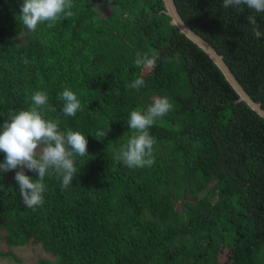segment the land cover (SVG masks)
Instances as JSON below:
<instances>
[{"label": "trees", "instance_id": "trees-1", "mask_svg": "<svg viewBox=\"0 0 264 264\" xmlns=\"http://www.w3.org/2000/svg\"><path fill=\"white\" fill-rule=\"evenodd\" d=\"M172 2L264 111V36L246 19L264 33V13L225 9L222 0ZM21 3L0 0V126L43 91L56 109L44 118L83 134L88 155L77 157L68 188L45 178L35 211L23 205L18 169L0 172V260L16 261L11 250L32 246L47 256L37 264H264V120L169 23L162 1L73 0L72 18L35 33L19 20ZM137 52L160 60L136 68ZM139 76L145 85L128 89ZM66 88L84 108L75 117L62 112ZM164 96L173 108L150 129L155 163L117 162L130 112Z\"/></svg>", "mask_w": 264, "mask_h": 264}, {"label": "clouds", "instance_id": "clouds-1", "mask_svg": "<svg viewBox=\"0 0 264 264\" xmlns=\"http://www.w3.org/2000/svg\"><path fill=\"white\" fill-rule=\"evenodd\" d=\"M244 6L256 13H264V0H222L225 9L234 7L243 11ZM73 7V0H22L19 20L26 30L35 33L39 25L46 24L48 28H53L58 22L72 18L75 15ZM246 19L257 39L264 36L254 16L249 15ZM158 60V52H137L133 63L136 68L151 70L156 67ZM144 85V78L139 76L126 87L139 90ZM59 99L63 101L62 112L65 117H75L84 110L80 99L70 89H64ZM31 102L28 110L10 112L9 119L0 126V153L4 154L0 172L18 169L14 179L19 186L23 205L35 211L45 203L43 194L46 177L55 175L61 180L62 189L72 185L78 175L77 157L88 155V141L80 132L61 131L59 119L44 118L46 112L56 111L49 104L45 92L36 91L31 96ZM172 108V102L164 96L154 97L144 111H131L127 120L131 136L118 149L114 159L129 169L151 167L155 163L156 139L150 134V129L157 120L167 116ZM109 130V127L107 130H97V140L104 139ZM25 170L36 173L38 179L33 180L25 174Z\"/></svg>", "mask_w": 264, "mask_h": 264}, {"label": "water", "instance_id": "water-1", "mask_svg": "<svg viewBox=\"0 0 264 264\" xmlns=\"http://www.w3.org/2000/svg\"><path fill=\"white\" fill-rule=\"evenodd\" d=\"M164 7V13L170 18V24L175 26L187 40L197 46L201 51L205 53L208 59L216 66L221 72L226 82L230 85L233 91L237 95V101L243 102L251 111L264 120V111L259 108L258 104H255L250 100V97L242 90L240 85L235 81L228 68L222 62L221 57L217 55L202 39L196 34L191 32L188 27L179 18L172 0H161Z\"/></svg>", "mask_w": 264, "mask_h": 264}, {"label": "rangeland", "instance_id": "rangeland-1", "mask_svg": "<svg viewBox=\"0 0 264 264\" xmlns=\"http://www.w3.org/2000/svg\"><path fill=\"white\" fill-rule=\"evenodd\" d=\"M107 9H104L103 13H106ZM16 261H3L0 260V264H37V261L44 259L47 256L37 247L26 246L19 249L11 250ZM223 261V259L221 260Z\"/></svg>", "mask_w": 264, "mask_h": 264}]
</instances>
